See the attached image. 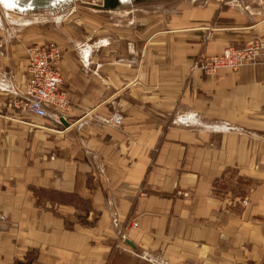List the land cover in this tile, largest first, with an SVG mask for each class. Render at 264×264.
<instances>
[{
  "label": "crops",
  "instance_id": "obj_1",
  "mask_svg": "<svg viewBox=\"0 0 264 264\" xmlns=\"http://www.w3.org/2000/svg\"><path fill=\"white\" fill-rule=\"evenodd\" d=\"M13 1L28 9L0 8L27 34L0 63V264H264V62L191 69L264 36V0H120L65 12L74 25L57 16L43 43L59 48L70 107L42 117L10 99L26 46L43 40L32 20L72 0Z\"/></svg>",
  "mask_w": 264,
  "mask_h": 264
},
{
  "label": "built area",
  "instance_id": "obj_2",
  "mask_svg": "<svg viewBox=\"0 0 264 264\" xmlns=\"http://www.w3.org/2000/svg\"><path fill=\"white\" fill-rule=\"evenodd\" d=\"M26 78L21 99L15 108L38 117L46 114L47 107L65 113L70 107L66 93L62 89V75L57 68L60 51L55 43L31 45L26 48ZM264 62V36L255 37L243 44L229 45L221 53L200 55L193 59L192 70L212 74L217 69L236 70L238 67L255 62ZM123 115L111 111L108 122L115 127L122 124ZM242 204H246L243 199ZM133 221L131 226H136Z\"/></svg>",
  "mask_w": 264,
  "mask_h": 264
},
{
  "label": "rangeland",
  "instance_id": "obj_3",
  "mask_svg": "<svg viewBox=\"0 0 264 264\" xmlns=\"http://www.w3.org/2000/svg\"><path fill=\"white\" fill-rule=\"evenodd\" d=\"M97 3L98 2H96V0H72L70 6L64 5L62 6L64 8L57 6L58 8H54L53 10L50 11L48 10L40 11V14H42V16L40 17L42 18L39 19L32 18L34 20L31 19L32 21H36L34 25L38 26L39 34H40L39 36L43 39L42 41H40V44L52 43V42L43 43L45 33L47 29H51L53 23H55V27H56L57 22L55 21H59L58 18L59 16H61L60 18L65 19V22H69L70 24H73L74 21L76 22V19L73 16L67 18L63 17L65 12L67 13L69 12V10H74L79 12H81L80 10L88 11L90 9L97 8L95 7L97 5H94ZM38 12L39 11H37V13ZM71 15H76V12H74ZM0 16L3 21V27H0V63H2L3 65L2 68L6 69V66L12 64L14 58L18 56L17 55L18 50H16V46L20 45V39L22 38V36L24 34H27L26 32L27 28L24 29L25 27H23L22 25L19 26L16 25L18 24V22L16 23L15 20L10 21V19H18V18L8 16L9 19H7V15L4 13L3 9L1 8H0ZM35 17H37V15ZM22 22L24 23L25 21ZM40 44L35 43L31 45H40ZM28 46H26V48ZM26 48H25V52H26ZM26 57H27V53H26ZM20 99H21L20 96L18 97L15 96L14 98L10 99L11 105L15 107V104H18Z\"/></svg>",
  "mask_w": 264,
  "mask_h": 264
},
{
  "label": "water",
  "instance_id": "obj_4",
  "mask_svg": "<svg viewBox=\"0 0 264 264\" xmlns=\"http://www.w3.org/2000/svg\"><path fill=\"white\" fill-rule=\"evenodd\" d=\"M29 4L32 5V7L35 8H44L50 5L51 0H29ZM21 4L24 2L28 4V0H21ZM120 5V0H102L101 4L99 6H96L99 9H114L115 7H118Z\"/></svg>",
  "mask_w": 264,
  "mask_h": 264
},
{
  "label": "bare ground",
  "instance_id": "obj_5",
  "mask_svg": "<svg viewBox=\"0 0 264 264\" xmlns=\"http://www.w3.org/2000/svg\"><path fill=\"white\" fill-rule=\"evenodd\" d=\"M1 1H6V2H8L10 5H11V8H13V9H19V10H23V8H26V9H28L27 8V6L25 7V6H23V7H21V6H18L19 5V3H18V5L15 3V1H13V0H1ZM0 1V2H1ZM63 0H57V1H55V2H58V3H60V5L63 3L62 2ZM52 2V1H51ZM121 2H122V0H121ZM57 3V4H58ZM25 4V3H24ZM66 4V3H65ZM68 4V3H67ZM27 5V4H26ZM55 5V4H54ZM2 6H4V5H2ZM29 6V5H28ZM62 6V5H61ZM60 6V7H61ZM30 8H33L32 6L30 7ZM10 9V8H9ZM7 11V10H6ZM13 11V10H12ZM25 11V10H24ZM21 12V11H20Z\"/></svg>",
  "mask_w": 264,
  "mask_h": 264
},
{
  "label": "snow or ice",
  "instance_id": "obj_6",
  "mask_svg": "<svg viewBox=\"0 0 264 264\" xmlns=\"http://www.w3.org/2000/svg\"><path fill=\"white\" fill-rule=\"evenodd\" d=\"M9 6H11V5H9Z\"/></svg>",
  "mask_w": 264,
  "mask_h": 264
}]
</instances>
